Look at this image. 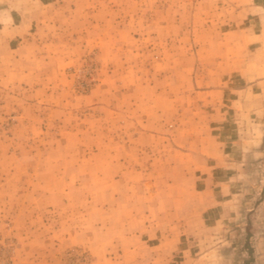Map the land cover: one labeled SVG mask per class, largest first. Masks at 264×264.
I'll list each match as a JSON object with an SVG mask.
<instances>
[{"label": "rangeland", "instance_id": "obj_1", "mask_svg": "<svg viewBox=\"0 0 264 264\" xmlns=\"http://www.w3.org/2000/svg\"><path fill=\"white\" fill-rule=\"evenodd\" d=\"M0 264H264V0H0Z\"/></svg>", "mask_w": 264, "mask_h": 264}]
</instances>
